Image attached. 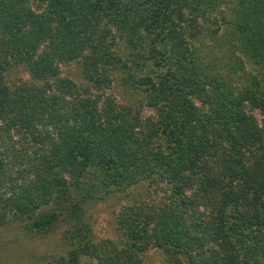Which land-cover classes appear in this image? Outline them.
<instances>
[{
    "label": "trees",
    "instance_id": "1",
    "mask_svg": "<svg viewBox=\"0 0 264 264\" xmlns=\"http://www.w3.org/2000/svg\"><path fill=\"white\" fill-rule=\"evenodd\" d=\"M2 227L61 230L55 264H264V0H0Z\"/></svg>",
    "mask_w": 264,
    "mask_h": 264
},
{
    "label": "rangeland",
    "instance_id": "2",
    "mask_svg": "<svg viewBox=\"0 0 264 264\" xmlns=\"http://www.w3.org/2000/svg\"><path fill=\"white\" fill-rule=\"evenodd\" d=\"M39 4L32 3L33 7ZM61 74L80 82L79 65L76 62L61 67ZM17 79L29 80V74L22 69L15 70L7 77V81L13 83ZM112 93L117 102L125 101V93L115 86L107 94ZM151 109H146L143 116L153 115ZM257 118L262 117L256 112ZM144 186L139 185L132 190L134 194H141ZM126 203V200H124ZM120 206L119 199L110 200L99 204L92 212L94 222V233L97 239L120 241L119 231L116 225V215ZM15 231L11 228H0V264H55V260L65 255V247L61 239V230H57L48 237L31 240L27 238H16ZM161 252L151 250L146 253L147 264H162Z\"/></svg>",
    "mask_w": 264,
    "mask_h": 264
}]
</instances>
